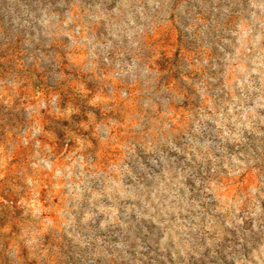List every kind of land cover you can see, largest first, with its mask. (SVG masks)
Segmentation results:
<instances>
[{
  "label": "rangeland",
  "instance_id": "1",
  "mask_svg": "<svg viewBox=\"0 0 264 264\" xmlns=\"http://www.w3.org/2000/svg\"><path fill=\"white\" fill-rule=\"evenodd\" d=\"M0 264H264V0H0Z\"/></svg>",
  "mask_w": 264,
  "mask_h": 264
}]
</instances>
